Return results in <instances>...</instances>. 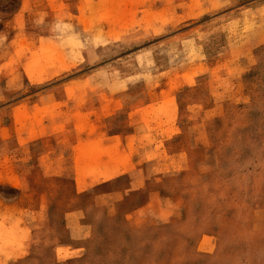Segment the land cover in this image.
<instances>
[{
  "label": "rangeland",
  "instance_id": "1",
  "mask_svg": "<svg viewBox=\"0 0 264 264\" xmlns=\"http://www.w3.org/2000/svg\"><path fill=\"white\" fill-rule=\"evenodd\" d=\"M0 179V264H264V0H0Z\"/></svg>",
  "mask_w": 264,
  "mask_h": 264
},
{
  "label": "bare ground",
  "instance_id": "2",
  "mask_svg": "<svg viewBox=\"0 0 264 264\" xmlns=\"http://www.w3.org/2000/svg\"><path fill=\"white\" fill-rule=\"evenodd\" d=\"M0 181H1V179H0ZM39 202V201H38ZM39 210V209H38ZM38 213V212H37ZM41 215V214H40ZM36 237V236H35ZM37 238V237H36ZM36 241V240H35ZM44 241V240H43Z\"/></svg>",
  "mask_w": 264,
  "mask_h": 264
},
{
  "label": "crops",
  "instance_id": "3",
  "mask_svg": "<svg viewBox=\"0 0 264 264\" xmlns=\"http://www.w3.org/2000/svg\"><path fill=\"white\" fill-rule=\"evenodd\" d=\"M8 190V189H7Z\"/></svg>",
  "mask_w": 264,
  "mask_h": 264
}]
</instances>
